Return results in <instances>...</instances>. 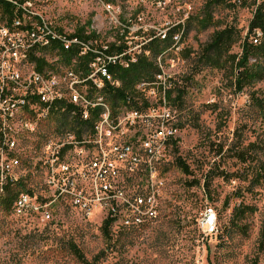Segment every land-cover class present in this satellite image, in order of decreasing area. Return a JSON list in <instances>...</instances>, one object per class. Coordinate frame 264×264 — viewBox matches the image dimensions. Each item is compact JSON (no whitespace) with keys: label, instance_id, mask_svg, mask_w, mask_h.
<instances>
[{"label":"rangeland","instance_id":"rangeland-1","mask_svg":"<svg viewBox=\"0 0 264 264\" xmlns=\"http://www.w3.org/2000/svg\"><path fill=\"white\" fill-rule=\"evenodd\" d=\"M22 1L58 32L70 36L84 27L88 35L90 24L98 48L114 55L121 51L134 63L145 56L156 68V80H140L127 100L107 85L98 92L79 88L91 99L104 100L111 122H122L112 142L130 145L141 157L134 168L120 167L119 187L127 195L144 194L148 179L139 142L146 128L131 126L127 115L139 112L147 118L165 111L176 135L156 164L161 183L154 220L124 228L127 214L120 211L106 237L103 226L112 204L106 200L102 208L93 187L77 178L76 194L86 206L68 196L58 198L49 169L50 148L62 146L60 164L78 165L73 147L66 144L87 141L101 112L88 122L61 105L42 114L40 107H18L8 117L0 112V264H84L73 247L87 264H264V80H250L238 90L230 63L216 69L204 62L211 37L227 29L240 41L222 60L236 56L238 62L255 7H243V0ZM252 2L264 4L247 0V6ZM106 6L113 10L108 13ZM37 56L47 62L44 76L56 79L65 98L69 72L81 77L90 72L89 59L51 50ZM35 66L21 63L17 70L26 78ZM15 159L18 166H11ZM21 194L46 204L50 219L33 212L14 214L6 200ZM208 208L217 216L212 238H204L198 223Z\"/></svg>","mask_w":264,"mask_h":264},{"label":"built area","instance_id":"built-area-1","mask_svg":"<svg viewBox=\"0 0 264 264\" xmlns=\"http://www.w3.org/2000/svg\"><path fill=\"white\" fill-rule=\"evenodd\" d=\"M93 1L102 4V0ZM0 2L12 7L11 14L5 16L2 13L4 18L0 19V112L8 117V114L15 109L23 107L27 92L40 91V105L33 106V111L36 107H40L42 112H49L61 105L62 108L79 112L81 120H88L91 117V110L95 108H89V101L80 100V93L85 92L79 91V88L91 86L93 90H98L107 85L118 89L119 83L114 84L115 80L110 68L128 69L132 60L130 58L125 60L122 52L114 55L111 51L98 48L97 41L94 40L95 32L89 30L90 24L86 27L88 35L82 27L84 28L82 37L67 36L58 32L56 27L42 16L31 12L30 7L24 6V1L0 0ZM106 10L110 13L113 8L106 6ZM2 20L5 22L3 23ZM92 33L93 37H91ZM87 37L90 40H87ZM261 37V33L257 32L253 43L258 44ZM55 44L60 45L64 50L67 46H74L75 57L81 60L89 59L90 72L87 76L81 77L69 72L67 100H60L59 87L54 77L44 76V71L39 73L35 69L24 78L17 70V66L21 63H35L32 57L40 59L41 57L37 54L51 50ZM143 58L146 57L143 56ZM16 91H21L22 96H17ZM125 120L131 126L143 124L146 128L145 137L139 141L140 151L146 158L145 165L148 174L144 194L127 195V192L119 187L120 167L125 164L127 168H134L141 163V157L139 153L133 151L130 145L112 142L113 134L119 130L122 122H111L110 113L105 111V108H102L101 122L95 126L93 135L89 136L87 141H71L66 144L67 147H73L75 156L79 159L78 165L72 167L60 164L59 155L64 146L50 148V184L56 188L55 193L58 198L71 197L75 204L80 206H86V204L81 202V194H76L74 181L77 178L83 184L92 186V191L97 201L103 206L102 208L107 205L106 200L112 204L114 210L111 209L110 219L116 221L119 219L120 211H124L127 217L122 220L123 227L134 229L155 218L156 199L161 183L155 171V160H161L166 146L175 137L176 131L169 126L170 115L165 111L160 115L147 118L139 112H132ZM154 125L155 128H153ZM11 147L13 148L14 145L12 144ZM11 163L12 160L10 165ZM3 170L5 173L8 169L3 168ZM58 177L61 178L58 179ZM16 200L17 216L33 212L41 214L47 220L50 219L48 206L43 202L27 194H21ZM198 223L204 238H212L217 234V216L213 209H206Z\"/></svg>","mask_w":264,"mask_h":264},{"label":"trees","instance_id":"trees-1","mask_svg":"<svg viewBox=\"0 0 264 264\" xmlns=\"http://www.w3.org/2000/svg\"><path fill=\"white\" fill-rule=\"evenodd\" d=\"M242 6L255 7V11L248 27V35L241 45V56L238 58V62L236 56H228L226 57V60H222L223 57L228 55L232 47L238 41H240V39L234 40L232 36L233 33L228 29L214 33V35L211 37L210 43L205 48L206 55L204 59V62L206 61L210 67L216 69H223L230 63L231 68L236 71L235 86L238 88V90H242L246 83L250 80H264V4L257 6L256 2H252L247 6V0H243ZM0 11L4 15L9 16L11 14L12 7L9 4L0 2ZM257 32L261 33L262 35L261 41L259 45H253L252 42ZM83 34L84 28L79 29L77 33H74L73 35L82 37ZM93 36L94 34L92 33L91 37ZM86 39L90 40L88 37ZM51 51H58L63 54L74 55V48H71L69 51H65L63 47L58 44L53 45L51 47ZM141 59L142 60H139L137 63L130 62L128 69L110 68L111 74L117 77L122 83V87L118 86V89L109 87L110 92L114 93L117 98L121 100L129 99L136 92L135 87L140 82V80H146L149 82L154 81L157 75L155 73L156 68L149 64L147 57ZM32 61L36 63L35 69L39 73L43 72L47 66L46 62L41 58L37 59L32 57ZM144 85L148 86L149 84L144 83ZM82 94L89 96L86 93ZM180 168L183 169L185 173H187L188 170L186 166L182 164L180 165ZM16 199L17 198L15 197L8 198L6 200L7 204H12L13 206V203L16 201ZM111 222L112 220L110 219L104 223L103 232L106 237L109 235ZM73 253L78 260L84 264H87L76 247H73Z\"/></svg>","mask_w":264,"mask_h":264},{"label":"bare ground","instance_id":"bare-ground-1","mask_svg":"<svg viewBox=\"0 0 264 264\" xmlns=\"http://www.w3.org/2000/svg\"><path fill=\"white\" fill-rule=\"evenodd\" d=\"M80 1H86V0H80ZM25 6V4H24ZM73 49L74 46H67V49L66 50H70V49ZM158 60V59H157ZM131 63H134V62H131ZM145 86V85H144ZM102 88H98V90H95L96 92L100 91ZM94 91V92H95ZM67 94V93H66ZM59 97H60V100H67V98H65L64 96H62V94L59 92ZM102 99L100 96H96L95 98L93 97V99H91V97L89 96H86L85 94H82L80 93V100H85V101H89V108H95L93 110H91V115L92 113L96 112V111H100L101 112V116H102V108H105V111H109L106 104L104 103V100H100ZM40 105V91H33V92H27V97H26V100L23 101V107L22 109H31L30 111H33V106H39ZM63 110L65 108H62ZM13 112V111H12ZM39 112V111H38ZM42 111H40L41 113ZM38 114V113H37ZM42 114V113H41ZM51 114V113H50ZM32 115V114H31ZM36 116V115H35ZM100 117V116H99ZM98 117V118H99ZM90 118H88V120H82L83 122H88L90 121ZM95 121V120H94ZM101 122V119L98 123H96L97 125H99V123ZM84 124V123H83ZM28 127H34L33 125H29ZM32 130H34V128H31ZM168 156V155H167ZM160 160H155V171H156V164L159 163ZM18 160H12V163H11V166H18ZM41 166V165H40ZM44 169V167H42ZM47 168V167H45ZM42 170V169H41ZM43 171V170H42ZM156 174H157V171H156ZM12 176V175H11ZM14 179V178H13ZM16 180V179H15ZM14 182V181H13ZM12 211L14 214L17 213V200L13 203V206H12ZM156 212V211H155ZM12 214V213H11Z\"/></svg>","mask_w":264,"mask_h":264}]
</instances>
